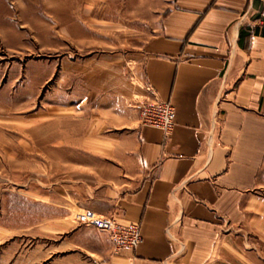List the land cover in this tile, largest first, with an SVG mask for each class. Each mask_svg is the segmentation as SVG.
Returning <instances> with one entry per match:
<instances>
[{
	"label": "crops",
	"instance_id": "obj_1",
	"mask_svg": "<svg viewBox=\"0 0 264 264\" xmlns=\"http://www.w3.org/2000/svg\"><path fill=\"white\" fill-rule=\"evenodd\" d=\"M169 5L143 46L137 93L150 86L174 106L173 130L135 119L88 146L103 166L96 183L65 188L45 222L47 264H249L252 237L264 239L262 2ZM85 208L138 224V247L114 254L107 234L66 220Z\"/></svg>",
	"mask_w": 264,
	"mask_h": 264
},
{
	"label": "rangeland",
	"instance_id": "obj_2",
	"mask_svg": "<svg viewBox=\"0 0 264 264\" xmlns=\"http://www.w3.org/2000/svg\"><path fill=\"white\" fill-rule=\"evenodd\" d=\"M171 1L0 0V264H47L45 222L103 166L88 146L139 119L143 46ZM251 240L246 260L264 264Z\"/></svg>",
	"mask_w": 264,
	"mask_h": 264
},
{
	"label": "built area",
	"instance_id": "obj_3",
	"mask_svg": "<svg viewBox=\"0 0 264 264\" xmlns=\"http://www.w3.org/2000/svg\"><path fill=\"white\" fill-rule=\"evenodd\" d=\"M258 14L259 24L264 26V0ZM149 94L137 95L133 107L137 111L139 123L151 126L168 136L175 123V108L167 101H162L150 86L144 87ZM73 222L77 225L93 228L108 235L114 254L133 252L141 242V230L138 224L122 223L111 215H99L92 209L85 208L76 212ZM94 264H115L95 260Z\"/></svg>",
	"mask_w": 264,
	"mask_h": 264
}]
</instances>
